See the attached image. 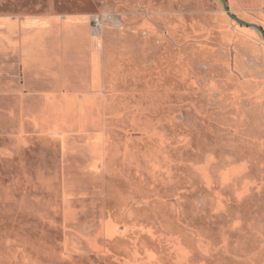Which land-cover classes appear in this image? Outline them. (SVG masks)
Wrapping results in <instances>:
<instances>
[{
	"label": "rangeland",
	"instance_id": "374dc122",
	"mask_svg": "<svg viewBox=\"0 0 264 264\" xmlns=\"http://www.w3.org/2000/svg\"><path fill=\"white\" fill-rule=\"evenodd\" d=\"M71 19L86 45L25 70L19 23ZM0 264H264L261 32L223 0H0Z\"/></svg>",
	"mask_w": 264,
	"mask_h": 264
},
{
	"label": "crops",
	"instance_id": "0c3cea01",
	"mask_svg": "<svg viewBox=\"0 0 264 264\" xmlns=\"http://www.w3.org/2000/svg\"><path fill=\"white\" fill-rule=\"evenodd\" d=\"M61 27L68 29V34L63 38H51L48 39L43 37V23L41 20H33L28 22L19 23V30H23L22 37L18 44V55L19 58L23 60V66L25 70H32L34 72H39L42 75L46 70L51 71L53 69H61L67 62L62 60L50 61L45 60L46 55L54 53H63L66 57L77 51L79 47L86 45V40L81 38L82 34L79 33L77 36V31L79 28L84 27L85 31L88 30L87 21L79 19H71L67 22H63ZM21 35V33H20ZM86 36V35H84ZM89 42V46H90ZM96 45L97 42H95ZM81 50V49H80ZM97 53V52H96ZM53 64H56L52 66ZM66 68V67H65ZM59 81L62 79L58 76ZM65 92L66 90H60Z\"/></svg>",
	"mask_w": 264,
	"mask_h": 264
},
{
	"label": "water",
	"instance_id": "95a60500",
	"mask_svg": "<svg viewBox=\"0 0 264 264\" xmlns=\"http://www.w3.org/2000/svg\"><path fill=\"white\" fill-rule=\"evenodd\" d=\"M223 5H224V9H225V11L227 12V14H228L231 18H233L234 20H236L238 23H240V24H242V25L250 26V27H254V28L258 29V30L261 32V34H262V36H263V38H264V30H263L258 24L248 22V21H246V20H244V19H242V18L236 16V15L230 10L229 5H228V3H227L226 0H223Z\"/></svg>",
	"mask_w": 264,
	"mask_h": 264
},
{
	"label": "built area",
	"instance_id": "2783aa9c",
	"mask_svg": "<svg viewBox=\"0 0 264 264\" xmlns=\"http://www.w3.org/2000/svg\"><path fill=\"white\" fill-rule=\"evenodd\" d=\"M105 18L97 16L93 19V30L95 32H100L103 29Z\"/></svg>",
	"mask_w": 264,
	"mask_h": 264
}]
</instances>
